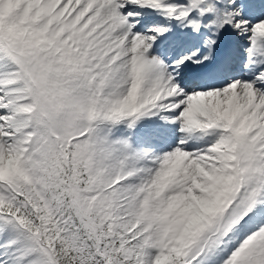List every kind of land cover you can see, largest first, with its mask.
Masks as SVG:
<instances>
[{"label":"snow or ice","instance_id":"6c2138e0","mask_svg":"<svg viewBox=\"0 0 264 264\" xmlns=\"http://www.w3.org/2000/svg\"><path fill=\"white\" fill-rule=\"evenodd\" d=\"M0 264H264V0H0Z\"/></svg>","mask_w":264,"mask_h":264}]
</instances>
